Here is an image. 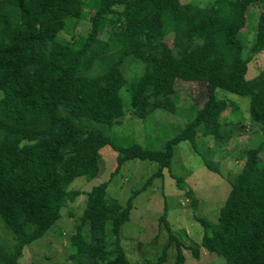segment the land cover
Returning <instances> with one entry per match:
<instances>
[{
	"label": "trees",
	"instance_id": "obj_1",
	"mask_svg": "<svg viewBox=\"0 0 264 264\" xmlns=\"http://www.w3.org/2000/svg\"><path fill=\"white\" fill-rule=\"evenodd\" d=\"M257 4L254 48L261 50L264 0H214L204 7L180 0H0V223L11 236L0 238V264H15L24 246L44 235L60 208L78 195L67 186L78 176L98 174L100 150L107 144L117 152V166L138 158L158 168L123 209L107 196L105 182L93 186L70 240V262L54 264H136L119 243L132 199L169 168L175 143L188 140L195 148L199 137L232 135L222 128L228 105L216 90L248 96L249 124L264 129V73L246 76L245 47L238 36L247 9ZM85 10L87 35L73 43L59 40L66 19L79 21ZM127 57L142 66L129 83V111L135 117L173 110L176 79L206 85L202 106L162 149L120 145L104 129L125 113L120 89ZM262 149L264 141L245 150L216 222L199 219L200 246L222 256L225 264H264ZM209 163L204 160L216 172ZM109 220L112 243L105 239ZM86 224L88 239L82 233ZM164 260L162 253L159 261ZM184 261L176 241L174 264Z\"/></svg>",
	"mask_w": 264,
	"mask_h": 264
},
{
	"label": "rangeland",
	"instance_id": "obj_2",
	"mask_svg": "<svg viewBox=\"0 0 264 264\" xmlns=\"http://www.w3.org/2000/svg\"><path fill=\"white\" fill-rule=\"evenodd\" d=\"M180 1L201 7L214 2ZM260 8L257 4L247 9L246 24L238 35L245 47L248 78L264 73V47L261 50L254 48ZM86 13L87 10L76 22L67 18V26L58 33V39L73 43L78 37L87 35L90 22ZM121 71L126 80L120 89L125 113L118 123L104 127L120 145L136 142L152 150L162 149L165 142L193 118L207 98L204 82L176 79L173 110L158 108L146 117H135L129 111V83L142 72V66L139 61L127 57L121 65ZM216 95L225 99L228 105L225 119L223 116L227 122L222 128L231 129L232 135L214 139L199 137L195 148L188 140L173 145L169 168H163L160 176L151 178L132 199L129 217L120 226L119 243L129 261L136 264H174L176 241H179L185 256L184 264H225L222 256L200 246L203 230L199 219L216 222L231 182L244 164L245 150L264 141V129L253 128L249 124L248 96H239L221 89L216 90ZM100 151L98 174L90 179L78 176L67 186L69 190L77 191L78 195L60 208V217L43 236L24 246L15 264L70 262V240L77 231L87 192L93 186L105 182L107 196L114 198L123 209L129 195L141 188L158 168L156 162L138 158L128 159L117 166V152L110 145H105ZM261 157L264 158V150ZM204 160L209 161L212 167H217V171L210 170ZM6 232L0 223V238L3 241L11 239ZM82 233L88 239L87 224L83 226ZM105 239L108 243L115 240L111 220L105 225ZM193 248H197V256L193 255ZM162 253L165 260L160 262Z\"/></svg>",
	"mask_w": 264,
	"mask_h": 264
}]
</instances>
